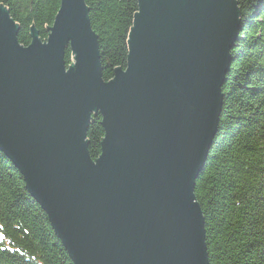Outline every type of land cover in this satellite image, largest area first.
<instances>
[{
	"label": "water",
	"instance_id": "obj_1",
	"mask_svg": "<svg viewBox=\"0 0 264 264\" xmlns=\"http://www.w3.org/2000/svg\"><path fill=\"white\" fill-rule=\"evenodd\" d=\"M124 69L103 80L84 0L46 41L0 7V152L73 264H208L194 196L239 35L236 0H137ZM66 49L72 54L65 63ZM100 114V156L87 130Z\"/></svg>",
	"mask_w": 264,
	"mask_h": 264
},
{
	"label": "trees",
	"instance_id": "obj_2",
	"mask_svg": "<svg viewBox=\"0 0 264 264\" xmlns=\"http://www.w3.org/2000/svg\"><path fill=\"white\" fill-rule=\"evenodd\" d=\"M97 35L102 77L124 69L137 0H84ZM239 35L231 51L218 130L194 196L204 219L208 264H264V0H236ZM60 0H0L18 25L17 41L31 28L46 41ZM65 63L72 54L65 50ZM92 114L86 142L100 156L104 130ZM0 264H73L47 216L25 190L17 168L0 152Z\"/></svg>",
	"mask_w": 264,
	"mask_h": 264
}]
</instances>
